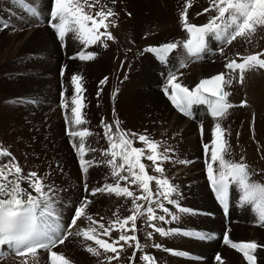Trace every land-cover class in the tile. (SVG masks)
Returning a JSON list of instances; mask_svg holds the SVG:
<instances>
[{
  "label": "bare ground",
  "instance_id": "1",
  "mask_svg": "<svg viewBox=\"0 0 264 264\" xmlns=\"http://www.w3.org/2000/svg\"><path fill=\"white\" fill-rule=\"evenodd\" d=\"M51 3L52 0H24V4L19 0H0V138L3 133L6 137L14 133L17 139L20 136L30 140L37 136L38 142L50 141V146L46 145L50 161L47 164L43 161L44 164L39 167L40 176L45 177L46 183L56 189V198L53 215L45 221L63 226L66 233L73 234L88 227L90 222L86 217L78 219L75 227L69 225L75 215L74 209L82 203V197L92 201L86 213L96 220L103 217L101 222L105 225L117 218L113 215L117 209L121 218L131 214L130 199L107 194L90 195L93 188L106 182L115 183L110 167L104 163L108 157L100 152L109 147L101 121L112 124L119 120L122 129L146 134L160 142L159 151L165 148L172 150L167 153L172 160L163 164L164 175L177 187V192L172 196L176 203L163 201L170 214L157 209V215H165L167 222L154 223L166 231H178L168 236L153 233L152 238L148 239L146 233L153 230L147 227L146 219L140 217L137 221V235L144 247L137 252L135 264H146L141 259L144 253L153 256L156 264H219L214 258L218 253L224 259V264H247L242 253L224 243V236L227 234L232 242L255 241L258 245H264V227L259 226L258 212L251 206H242V193L238 185L233 184L235 208L229 217L231 222L226 223L225 218L214 208L207 186V166L213 163L212 132L218 121L202 116L191 121L183 118L173 110L163 89L170 74H175L179 83L192 89L201 79L226 72L225 63L237 59V53L246 56L264 52V29H258L251 44L242 38L226 44L213 35L208 37L207 48L200 56L186 58L178 53L163 62L152 57L146 49L167 41L182 44L189 38L180 19L185 0H116L115 4L112 0H102L103 4L118 13L113 18L118 26L109 27L115 40L101 38L107 47L100 42L86 46L74 38L71 32L63 41L67 47H60L62 41L58 35L46 24H40L26 8V5H32L42 17L47 18ZM209 7L210 0H192V7L188 9L189 22L198 26L209 23L211 17L216 15L214 10L204 12ZM128 13L132 14L131 18ZM4 25L7 27L4 28ZM13 26L18 30L16 33L11 31ZM80 52H94L96 56L93 60L82 61L78 58ZM74 74L83 77L85 89L83 103L86 107L82 113L86 123L80 126L71 122L70 108L67 110L66 121V110L61 106L62 93L69 104L75 94L74 85L71 84ZM105 76L107 83L101 85L100 81ZM100 89L103 90L97 98ZM226 90L232 92L229 101L234 105L247 101L246 107H234L229 110L226 118L219 120L226 130L224 139L231 146L232 155L226 158L240 161L243 157L256 172L253 179H264V69L246 72L242 85L234 82ZM85 128H89L93 135L85 138L84 159L95 162L88 167L87 174L79 166V138L68 135L69 131ZM74 143L76 148L70 145ZM237 144L240 148H237ZM205 145L209 148L206 157ZM135 146L145 147L138 140ZM23 149L27 154L20 162L23 166L20 165L27 171V161L41 160L35 159L37 150ZM71 149L77 151V158L70 153ZM182 160L189 163H179ZM142 162L151 165L146 159ZM77 164L79 169H76ZM213 169L214 174H218V161L213 163ZM148 172L150 175H159L151 167ZM85 184L89 186L87 193H83L82 187ZM22 186L28 188L26 183ZM151 187L155 191L154 181ZM132 190L140 194L137 186H132ZM33 195L36 194L33 192ZM138 203L146 204L143 201ZM182 208L189 211L183 212L180 210ZM173 215L177 218L172 219ZM186 232L203 234L208 238L199 239L185 235ZM118 235L119 232H112L113 238ZM154 244L162 247H153ZM88 245L98 247L92 241L72 235L54 251L63 253L72 264H100L105 256L115 255L100 249L101 256L94 257L86 251ZM125 247L120 259L113 260L111 264H130L129 257L133 249ZM177 252L186 255L174 254ZM258 255V264H264V251ZM200 257H203V261H200ZM0 264H23V259L3 257ZM28 264H50V260L43 254L35 259L29 258Z\"/></svg>",
  "mask_w": 264,
  "mask_h": 264
},
{
  "label": "snow or ice",
  "instance_id": "2",
  "mask_svg": "<svg viewBox=\"0 0 264 264\" xmlns=\"http://www.w3.org/2000/svg\"><path fill=\"white\" fill-rule=\"evenodd\" d=\"M24 4V0H19ZM115 4L116 0H112ZM192 7V0H185V5L180 13L181 25L188 33L189 38L184 42L183 47L192 56H198L207 48L206 37L215 36L217 40H223L226 44H232L237 38H242L245 42L253 43V37L258 29H264V0H210V7L204 9V12L215 11L209 23L205 25H195L189 22L188 9ZM26 8L33 15L38 14L32 5H26ZM87 9V11H86ZM95 9V11H91ZM202 13H198L200 15ZM129 15H131L129 13ZM51 27L56 31L60 41H64L68 33H73L74 38L79 39L87 45L103 43L101 39L115 40L109 27H117L114 17L118 16L112 7L103 4L102 0H54V6L50 12ZM3 27H7L4 25ZM104 31L101 32L100 29ZM264 38V37H262ZM176 42L161 45L159 47H149L146 51L155 53L157 58L164 61L167 55L178 48ZM223 55V49H220ZM237 59L228 60L225 63L226 72H221L211 78L200 80L192 89L178 82L175 74H170L167 84L163 91L172 104L184 115L190 116L194 105H207L213 118L217 119L212 136L211 160L213 163L219 162L218 174H214L213 163H208V179L212 184L217 197L224 205L227 211L228 190L230 184L238 185L242 195L240 197L242 206L248 205L258 212L259 226L264 227V183L256 181L253 177L255 170L241 157L240 161H234L231 157V146L226 139L225 129L222 128L219 120L228 116L229 110L234 107H246L247 101H241L240 105H234L229 101L232 92L226 90L234 82L243 84L245 73L264 69V52H257L241 56L237 53ZM94 52L85 54L80 52L78 58L82 61H90L95 58ZM76 58V57H73ZM184 66V65H182ZM63 75V72H62ZM83 77L74 74L71 77V84L74 85L75 94L71 97L70 104L64 99L62 93L61 106L66 110V121L68 120L67 110L71 111V122L80 126L86 123L83 118L82 109L86 107L83 103ZM107 77L100 81V84H106ZM171 89V91H170ZM103 89H100L97 95H100ZM101 124L104 127V135L108 140L109 147L100 150L101 154L108 157L104 161L111 169V177L115 183H105L102 186L90 190V195L97 194L115 195L131 200L130 215L121 218L119 209L113 213L117 218L109 221L107 225L102 223L103 217L96 220L93 216L86 213L89 204L92 203L87 197L75 210V215L70 227L76 226V221L82 217L90 222L86 228L75 232H68L63 236H56L55 233L49 235L43 231L41 224L47 217L53 215V206L56 198V189L53 185L47 184L46 179L40 176L36 171L24 173L20 163L12 156L11 152L0 147V157L7 159L0 160V246L6 245L16 257L23 258V264H28L29 257L35 259L39 249H45L50 253V264H72V262L63 254L52 249L62 245L69 238L75 235L83 237L87 241H92L96 246L88 245L86 251L94 257H100V249L104 253H114L115 255L105 256L100 264H111L113 260H119L120 254L127 248H132V255L129 257L130 264H135L137 252L142 251L144 245L138 238L137 221L140 217L146 219L147 227L153 231L147 232L146 237L151 239L153 233H159L161 236H168L174 231H166L158 226L155 221L167 222L165 215H157V209L165 214H170L169 208L165 207L163 201L168 204H174L176 201L172 198L177 192V187L164 175L165 161H171V149L165 148L159 151L160 142L151 139L146 134H138L127 129L121 128L119 120L107 124L103 120ZM115 127V130H113ZM203 132V126H201ZM68 135L73 138H79L78 155L82 171L87 174L88 167L95 162L85 160V138L93 135L88 129L69 131ZM239 135V134H237ZM141 142L145 147H136V141ZM73 147L77 145L74 143ZM95 152L96 149H90ZM209 150L205 145V151ZM144 159L151 162L148 166ZM179 163H189V161H179ZM159 175H150L148 168ZM154 181L156 189L153 191L151 184ZM124 182V185H121ZM27 184L28 188L23 187ZM132 186H137L140 194L132 190ZM28 189H31L29 191ZM85 191H89L85 184ZM33 192L36 195H33ZM143 201L145 203H138ZM155 205V207L153 206ZM183 212L188 209H180ZM172 216V219H176ZM95 225L96 227H94ZM102 230V231H101ZM119 232L117 238L112 237V232ZM131 233V234H128ZM185 235L196 236L199 239L208 237L199 233H184ZM101 237H108L103 239ZM109 240L111 242H109ZM123 242V243H121ZM224 243L230 245L233 249L243 254L247 264H258L259 252L264 251V245H258L255 241L251 242H232L228 235L224 236ZM153 247L161 248L159 244ZM176 255H186V253H174ZM7 253L0 251V258ZM146 264H156L155 258L148 253L141 257ZM216 260L219 264H224L222 257L218 254Z\"/></svg>",
  "mask_w": 264,
  "mask_h": 264
},
{
  "label": "rangeland",
  "instance_id": "3",
  "mask_svg": "<svg viewBox=\"0 0 264 264\" xmlns=\"http://www.w3.org/2000/svg\"><path fill=\"white\" fill-rule=\"evenodd\" d=\"M129 14V13H128ZM131 14V13H130ZM132 15V14H131ZM131 15H128L129 18H131ZM135 24L138 25V22H136ZM5 28V27H4ZM12 32H17L18 30L15 29V26H13V28H11ZM30 31V30H29ZM57 34V33H56ZM158 44H162V43H158ZM9 45L6 47L8 48ZM101 47V46H100ZM5 48V49H6ZM102 48V47H101ZM104 49V48H102ZM105 50V49H104ZM182 68V67H181ZM170 72V71H169ZM173 72V71H171ZM106 77V76H105ZM101 94V93H100ZM100 95L98 96L97 95V98H99ZM197 127V126H196ZM89 129V128H88ZM14 129H12L11 132H13ZM39 143V145H38ZM37 144V145H36ZM45 145V146H44ZM49 147L50 146V141H37V136H35L33 139H25V138H21L20 136H18V139L15 137L14 133L13 134H10L9 137H6L5 134H1V138H0V147L2 148H5L7 149L8 151L11 152L12 156L15 157V159L20 163L21 160L23 158H26V154L27 152H25V150L23 149V147H26L27 150H31V151H34V150H37L38 154H36V160H41V161H35V160H31V161H27L25 163V166L27 167V171H24V173H28V172H31V171H36L39 175H41V168L39 166H41L43 163V161L47 164L48 161H50V157L48 156V148L47 146ZM47 148V150H46ZM237 148H240L239 144H237ZM15 151V152H14ZM70 153H72L75 158H77V153L73 152V150L71 149ZM204 154V152H203ZM206 157L207 155V152L204 154ZM17 156H19V160L17 159ZM39 158V159H38ZM1 160L3 159H6L5 157H0ZM21 164V163H20ZM191 164H193V162L191 161ZM22 165V164H21ZM23 166V165H22ZM78 168V164H77V167L76 169ZM79 169V168H78ZM24 170V169H23ZM208 176V175H207ZM261 178V179H260ZM257 181L259 182H262L264 183V179L263 177H260ZM263 179V180H262ZM121 185H124V182H121ZM85 198V197H84ZM83 197L81 199V202H83ZM74 212H75V209H74ZM126 217V215L124 216ZM226 235V234H225ZM122 243V242H121ZM190 252V251H189ZM219 255H221L220 253H218ZM216 254L214 256V258L216 259V256L218 255ZM214 255V254H213ZM9 260V259H7ZM34 262V261H32ZM37 263V262H36Z\"/></svg>",
  "mask_w": 264,
  "mask_h": 264
}]
</instances>
